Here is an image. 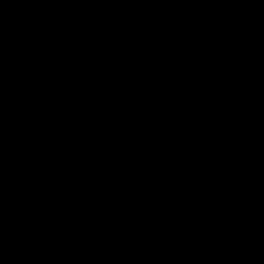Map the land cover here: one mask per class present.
Instances as JSON below:
<instances>
[{
  "label": "water",
  "instance_id": "water-1",
  "mask_svg": "<svg viewBox=\"0 0 264 264\" xmlns=\"http://www.w3.org/2000/svg\"><path fill=\"white\" fill-rule=\"evenodd\" d=\"M0 264H264V0H0Z\"/></svg>",
  "mask_w": 264,
  "mask_h": 264
}]
</instances>
